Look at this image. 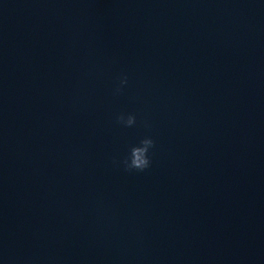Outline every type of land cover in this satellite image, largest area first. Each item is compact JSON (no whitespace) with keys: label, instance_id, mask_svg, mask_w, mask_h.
<instances>
[{"label":"clouds","instance_id":"9594fccd","mask_svg":"<svg viewBox=\"0 0 264 264\" xmlns=\"http://www.w3.org/2000/svg\"><path fill=\"white\" fill-rule=\"evenodd\" d=\"M127 84L128 77L123 75L119 80V86L115 89V93L119 94L122 92L123 87ZM115 119L117 123L123 124L125 127H131L136 122V117L133 114H128L126 118L124 114H119ZM154 147L155 141L150 137L143 138L138 144L130 146L127 156L120 161L124 170L128 172H144L148 169L152 163L149 153Z\"/></svg>","mask_w":264,"mask_h":264}]
</instances>
